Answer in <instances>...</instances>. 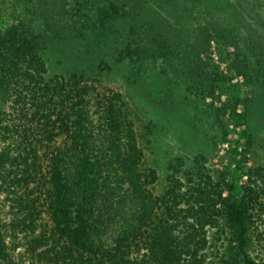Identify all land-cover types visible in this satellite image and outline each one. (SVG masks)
<instances>
[{
  "label": "trees",
  "instance_id": "obj_1",
  "mask_svg": "<svg viewBox=\"0 0 264 264\" xmlns=\"http://www.w3.org/2000/svg\"><path fill=\"white\" fill-rule=\"evenodd\" d=\"M234 2L26 0L39 17L0 22V198L15 201L11 216L0 206V264H259L264 164L237 166L241 193L229 158L218 175L179 158L157 193L130 100L89 75L125 64L133 85L152 72L196 87L235 157L231 140L264 97V0ZM66 35L95 56L52 74L49 50Z\"/></svg>",
  "mask_w": 264,
  "mask_h": 264
},
{
  "label": "rangeland",
  "instance_id": "obj_2",
  "mask_svg": "<svg viewBox=\"0 0 264 264\" xmlns=\"http://www.w3.org/2000/svg\"><path fill=\"white\" fill-rule=\"evenodd\" d=\"M25 1L0 0V22L9 23L21 17L25 20L39 17L35 14L38 8H34L35 12L28 11ZM49 1H52V4L48 7L52 8L56 0ZM208 1L213 2L208 10H214L223 2L226 5L222 6V9L236 7L234 0H206ZM216 2L220 4L214 5ZM250 20L256 23L254 18L250 17ZM121 26L123 28V24ZM112 35V32L99 28L91 33V37L95 40L104 39L110 49L112 41H106V38H111ZM49 51L52 74L67 71L72 67H80L95 56L87 51L84 43L70 35L56 41V47ZM127 70L128 67L121 64L120 69L115 66L114 69L105 72L89 70V75L92 79H97L98 86L105 85L121 89L130 100L136 119V128L145 150L146 162L158 171L159 177L154 184L155 191L157 193L165 191L169 184L170 166L173 162L178 163L179 158L184 160L186 168L187 165L193 166L199 163L207 171L216 175L224 171L222 169L228 162V160L225 162V159L229 158L233 172L226 173V176L235 182L236 190L243 193L240 178H243L245 172L241 173V169L238 170L237 166H241L243 162L247 163L245 157L250 164H264V97L258 96V102L248 106V112L251 113V129L246 134L238 135V138L231 140L233 143L240 141L237 147L239 154L230 158L228 154L231 151L228 150V143L222 139L225 135V126L216 116L213 107L198 93L196 87L188 83L186 85L185 82L183 84L171 82L161 74L152 72L144 73L146 82L141 87L127 81L125 75ZM248 142L250 148L247 146ZM0 204L5 217L11 216L15 211V201L8 194L0 198ZM259 224L260 227L253 233L251 253L259 264H264V234L260 235L263 233L264 223L260 221ZM21 234L25 239L24 234ZM19 242L17 235L10 236L12 247ZM23 251L22 246L15 249L18 257L23 254ZM26 264L31 263L27 261Z\"/></svg>",
  "mask_w": 264,
  "mask_h": 264
}]
</instances>
